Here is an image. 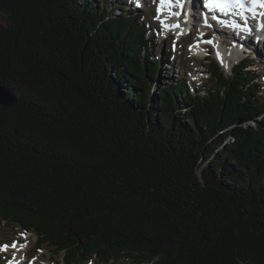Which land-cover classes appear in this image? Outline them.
<instances>
[{"label": "trees", "instance_id": "obj_1", "mask_svg": "<svg viewBox=\"0 0 264 264\" xmlns=\"http://www.w3.org/2000/svg\"><path fill=\"white\" fill-rule=\"evenodd\" d=\"M111 7L0 0V227L63 264H264L254 59L157 89L145 13Z\"/></svg>", "mask_w": 264, "mask_h": 264}, {"label": "rangeland", "instance_id": "obj_2", "mask_svg": "<svg viewBox=\"0 0 264 264\" xmlns=\"http://www.w3.org/2000/svg\"><path fill=\"white\" fill-rule=\"evenodd\" d=\"M103 1H106L107 3L112 5L110 9L115 10L116 15H120L121 6L125 7L124 9H126L127 11L133 10V7L125 3V0H92V3L94 5L96 4L97 6H101V2ZM147 15L148 16L146 17L145 23L149 25L150 30H152L158 37L156 53L153 58L158 61L160 66L157 73V89H164L165 87L175 83L177 80L186 79L187 86L191 93L193 92L194 94H196L199 89H201V93L205 94V89L203 88V86L208 90L214 85L210 80V60L215 61L219 67L220 61L215 60V58L213 57L214 55H212V57L205 61L199 60L194 54L188 51V45L190 44V41L188 39L184 40L178 46V52L175 53L174 51H172V44L174 43V40L169 39L168 41H166L164 35L162 34L161 26L157 24L158 19L155 17L153 9L148 6ZM226 52L230 54L231 49L226 48ZM169 53H171L172 55L174 54L177 58H168ZM238 58L239 56L235 57L234 60H237ZM169 61L171 63L172 61L174 62L173 72H171L172 70H170ZM222 67L226 70L227 75L231 74L229 72L228 66ZM199 78H201L204 83L194 82L195 80H199ZM257 81L258 86L260 87L259 97L261 101H264V80L262 78L258 79ZM157 89H155L156 92ZM37 241V236L34 233H23L19 228L1 226L0 263L3 264L6 259L10 258L16 259L23 264H63L62 259L58 256H54L46 245L43 246L41 250L38 249ZM14 244L16 245L12 247V245ZM3 245H7L13 249H16L18 246H20V250H15L13 253L5 254L2 250ZM117 264H130V262L121 260Z\"/></svg>", "mask_w": 264, "mask_h": 264}, {"label": "snow or ice", "instance_id": "obj_3", "mask_svg": "<svg viewBox=\"0 0 264 264\" xmlns=\"http://www.w3.org/2000/svg\"><path fill=\"white\" fill-rule=\"evenodd\" d=\"M163 3V0H162ZM253 3L256 4L257 0H253ZM137 6H139V4H137ZM239 6V7H243V0H204V7H206L209 11H217L220 14L224 15V16H228V15H235V11L234 9ZM260 7H264V4H260ZM213 19H216V17L214 16ZM218 23H221V25L223 27H229L231 26L232 29L235 31L238 29V25L232 24V25H228V24H224L223 21H217ZM205 26L209 27L210 25H208L207 23V19H205ZM206 43H213L212 41H206ZM217 58L220 59L219 53H217ZM7 246H5V250H6Z\"/></svg>", "mask_w": 264, "mask_h": 264}, {"label": "bare ground", "instance_id": "obj_4", "mask_svg": "<svg viewBox=\"0 0 264 264\" xmlns=\"http://www.w3.org/2000/svg\"><path fill=\"white\" fill-rule=\"evenodd\" d=\"M197 10H199L198 6L197 5H195V6L193 5L192 12H193V17L194 18H196ZM257 36H259V37L263 36V39L261 41H259L258 44L254 45V49L256 51V57L258 59H260L264 63V27L262 28V31H261V29L258 30ZM243 45L244 46L236 45L232 49V51H234L233 56H237L238 54H244V53L245 54L247 53V54L254 55L255 51L253 49L246 50L245 48H246L247 44L244 43ZM197 54H199V52H196V55ZM228 55L229 54L227 52H224V51H222V53H221V56L223 58H227ZM230 55H232V53ZM257 72H259V71H257ZM17 264H21V263L17 261Z\"/></svg>", "mask_w": 264, "mask_h": 264}, {"label": "water", "instance_id": "obj_5", "mask_svg": "<svg viewBox=\"0 0 264 264\" xmlns=\"http://www.w3.org/2000/svg\"><path fill=\"white\" fill-rule=\"evenodd\" d=\"M16 103L14 95L4 86L0 85V106L11 107Z\"/></svg>", "mask_w": 264, "mask_h": 264}]
</instances>
